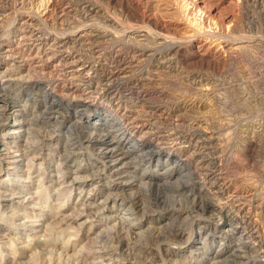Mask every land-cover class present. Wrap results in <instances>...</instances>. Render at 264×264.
I'll return each instance as SVG.
<instances>
[{
  "label": "bare ground",
  "instance_id": "bare-ground-1",
  "mask_svg": "<svg viewBox=\"0 0 264 264\" xmlns=\"http://www.w3.org/2000/svg\"><path fill=\"white\" fill-rule=\"evenodd\" d=\"M252 1L253 0H54V3L62 4V6L59 5L61 12L55 14L56 10L51 9L52 7L50 5L52 0H0V4L3 5V7H0V33H5V31L3 32V24L7 21L4 15L5 13H9L16 8H24L26 2H28L27 5L29 4L28 7H30L27 14L23 16L24 23L18 24L19 27L16 28L13 33V38L17 46L16 44H11L7 40L8 38L4 40L3 36V41L0 43V57L4 58V61L12 60V62L17 64L16 59L19 58L25 63V67L26 65L28 66V69H24V65L21 63L23 67L17 66V68H14L16 69L15 71L14 69L12 71L10 67L7 70L5 69V72L1 70L0 77L3 76L4 80L7 77H9V79L6 81L3 80L4 82L0 83V89H6L7 83L10 82L14 87L22 90L26 87L25 85L27 82H25V80L30 78L31 71L35 67H38L36 64L38 62L46 63V68L40 70L44 72V74L50 70L49 80L47 79L48 81L44 82V86L42 85L44 102L58 106L66 105V107H68L78 101L76 102L77 105L83 108L74 112L76 119L74 124L70 125L66 132L68 134L66 137L67 143L71 141L76 126L81 125L89 127L91 134L89 136L90 142L93 143L94 141L97 143L99 145V150L104 152L103 154L105 157L106 155L115 153L118 154L115 155L116 157L120 156L118 159H112L109 156L108 158L110 159L111 166L103 163L96 166L98 171H108L114 174V176H121V173H118L119 170L125 165H129V163L138 162L140 164L141 162L149 161L148 164H152L155 153L158 151L164 153L166 158L165 167H163L164 172L162 174L165 176L163 184L166 185L170 184L171 180L176 176V167L181 171L182 168L179 166V163L183 160L181 157L182 155H180L182 153L180 152L184 150L186 152H192L190 156L198 160L199 171H204L203 176L205 181L210 185V187H206L214 195L213 198H217L222 195L223 190L219 184L217 158H210L209 154L212 151H217L215 142L218 138V132L211 129V131H209V123L207 122L206 115H208L210 111L208 114H205L208 104L203 100L206 96H210V93L215 94L216 100L218 99V93L216 94V90L213 89L216 85L212 87L211 80L204 79L201 74L188 72L190 75H187L186 78L191 77L190 79L193 81L190 85L191 93L193 92L197 96L195 95L196 97L193 99H187L183 98L181 94L167 91L165 86H163L164 80L166 81V79L162 80V82L160 77L162 75V79L163 77L165 78V76L171 79L174 73H186L182 71H185V69L190 66L218 71L226 67L229 62L228 59L231 56L230 54L235 50L245 51L249 48L261 49L260 52L264 54V49H262L264 44V20L263 23L260 24V30L257 28L259 30L258 32H260L259 35H257L258 33L256 32L257 34H255L254 39L252 38L253 40H237L238 42L231 43V38L235 37L236 33L239 34L241 31L240 29L238 32L237 28L242 25L237 27L236 24L238 22L236 21L237 23H235V16L231 14L232 12L235 13L234 11L225 14V6L229 7L228 12L231 9H236V12H238V9H241L238 7L243 6L245 9L242 8V10L244 9L246 11V8L251 6ZM255 3L260 8L264 9V0H255ZM251 7L252 9L253 7L256 8L255 5ZM21 9L20 11L23 10ZM222 9H224V13H222ZM14 21L17 22L19 20L16 19ZM241 22L242 21H240V23ZM250 23L253 24L252 22ZM252 27L255 29L254 25ZM41 28H45V30L48 29V33L51 34L56 32L58 34H56V36L61 35L64 38L59 36L58 38H60V41L58 38H44V33H42L44 30L42 31ZM247 43H250V45H247ZM72 78L77 80V82L74 85L71 84V86H68ZM33 79L32 77L29 80ZM174 79L172 80L174 81ZM217 90L219 91V89ZM5 100L0 98V133L4 134L3 139L0 140V179L3 181L1 185H5L8 182V187L3 188V185H0V218L6 213L8 214L10 209H17L21 211L22 214L26 216L29 214L28 217L34 218L30 221H25L27 224H30L35 222V218H37L35 214L33 215L32 213L35 210L34 208H42L41 205L43 204H47V207H49L50 203L48 201L41 202V198L35 197L34 195L28 196L32 194L28 190L32 189L35 185L36 190H39L40 194H44L47 199L51 198L52 195L49 190L51 186H46V182H48V178L52 181L53 176L48 174V169L42 170L39 168L40 174L38 178H40L37 179V181H32L33 184L30 185V188L18 186V183H23L28 179V175L25 171L26 169L24 170L23 168L25 166L23 163L25 157H30L28 160L29 163H31V166H27L26 164L25 167H34L35 165L37 166V164L42 167L44 160L42 162L43 164L39 162V157H41L39 148L41 147L36 146L37 141L35 138L32 144L28 142V140L25 141V137H23V132L25 133L30 130L27 129L29 123L26 116H24V108L27 107V104L23 106V110H16L12 102H10L11 105H8L6 103L7 100ZM26 101L27 100H25V102ZM96 102H101V110L104 112V115L106 113L103 119L99 118L95 120V118H91V115H87V113L90 112L91 104ZM147 106L151 109L152 115L146 113V116H143L144 112H140L138 108ZM36 107L37 106H35L34 109ZM69 112L70 111H67V113ZM33 113H35V110ZM154 113L175 121L171 124L163 123L157 127L156 121L152 122V118L156 116ZM153 114L155 116H153ZM40 115L37 116L35 113L33 117L37 119L41 117ZM142 119L147 120V122L140 124L139 121H142ZM189 119L192 120L194 125L187 126V124L185 126L184 122ZM99 121H104V123H100ZM185 135H189L192 138L190 139L195 142L192 147L190 145L183 146L186 144ZM172 136L176 138L171 139ZM22 137L24 138L23 140H21ZM147 137H150L151 146L147 145L145 140ZM12 138L13 141H6V139ZM24 141L26 145L32 146L30 148L31 150L28 149L26 154L21 155L22 160L19 161L17 155H14L16 154L15 152L18 151H13V149L19 147V144ZM254 146L256 145L251 143L249 149ZM28 153L31 156H29ZM51 158L55 162L53 166V168H55V173H62L64 168L67 167V159L62 163V158L59 157L55 149L53 150ZM194 161L196 162V160ZM157 163H159V160H157ZM171 166L172 168H170ZM80 173L81 172L77 168V170L75 169L72 173L74 176L72 179L68 180V176H64V178H61L63 176H59L62 179L61 185L64 186L63 193H65L67 201L61 205V209L58 208L61 210L58 212V215L60 213L63 219L65 218L67 222L65 227L67 226L68 228L74 229L72 235L75 237L73 241L68 240L66 242L67 245L59 249L61 250V254H59L61 258L62 256L70 255L71 245L76 249L77 243L81 241L82 238L87 237L92 230V228H89L82 238L80 237L81 233L78 231L91 225L88 224L90 221L88 219L90 211H85L88 213L87 215L85 212L78 211V206L85 207L88 204H94L102 207L106 212H110L121 199L115 194L112 197L106 196V198H102L101 201L99 200L100 202L98 204V198L92 196V193L95 191L94 187L90 189L92 185H89L90 192L88 195H86L85 188H83L81 192L76 193L75 191L78 189V187L75 186L76 182H78V180H85L88 177V175L87 177L83 175L80 176ZM107 175L109 174H106V176ZM151 175L146 176L148 177V181L143 179L140 184L148 188L151 185ZM56 176L58 178V175ZM186 177L189 176L178 173L175 178L176 181H174L173 184H179L181 179H186ZM200 178L203 179L202 177ZM122 181L119 184H113L112 187L115 191L123 187L124 184ZM202 181L200 183H202ZM180 184H182V182ZM254 190H250L249 192H253ZM39 191L33 193L38 195L37 192ZM17 195H19V197H16ZM252 195L253 193H251V196ZM38 196L42 197V195ZM217 201H213L209 206L213 213L212 215L214 217H212L214 220L218 219V212L221 210ZM61 203L63 202L61 201ZM120 206H122V208L117 212V216L115 215L117 223L107 228V231H109L108 233L113 230V232H115V229H117L119 225L124 227L123 234L126 235V238L133 235H144L143 226H136L137 222L141 220V218L137 216V213L133 211L131 206H127V203L123 202ZM53 207L54 206L50 208ZM90 208H92V206ZM237 210L238 212L236 211L237 213L235 215H228L231 217L230 222L233 223L230 226H228V224L226 225V223L222 225L224 230L221 232L219 239V242H222L219 246L220 251L217 252L218 254L216 256H213L212 260H218L220 256H222L223 252H225L224 249L228 247L227 243L230 241L229 238L231 237L234 242L237 243L235 245L239 247V249H246L248 253L250 252L253 254V264H264V244L258 229L251 222V213L246 211V204L244 202L239 204ZM253 212H256L257 215L258 213H264V203H259V205L253 209ZM43 215L46 216L44 211ZM92 218L93 217H90V219ZM62 222H64V220ZM129 222L133 224H128ZM214 222L218 227L219 220ZM75 227H78V230ZM199 229H201V227ZM134 230L138 231L136 232ZM105 233L104 231L97 234L94 243H101L99 241H102ZM19 236H21L22 239L27 238L29 241L32 239L29 237V234H22ZM214 238L215 237H213V240ZM207 240H209V235L204 239V246H206ZM105 241L106 243L108 242L107 240ZM12 244L11 242V244L7 246L10 249L4 251L0 250L1 261L5 256L4 254L14 256L12 259L13 262L16 260L18 261L19 249H16ZM26 246L30 248L29 246L31 245L28 244ZM102 250L105 251V249ZM106 250L107 252H98V255L97 253L94 254V261H99V263L96 262V264H131L130 261H127V259L125 260L121 255L117 256L114 253L112 254V250ZM228 256H226V258L224 257L225 259L221 261H213L211 264H226L229 262ZM106 257L108 258L106 259ZM100 260L102 261L100 262Z\"/></svg>",
  "mask_w": 264,
  "mask_h": 264
},
{
  "label": "rangeland",
  "instance_id": "rangeland-1",
  "mask_svg": "<svg viewBox=\"0 0 264 264\" xmlns=\"http://www.w3.org/2000/svg\"><path fill=\"white\" fill-rule=\"evenodd\" d=\"M253 1L251 2V6L255 5L256 8L253 7L252 9L251 6H248L246 8L248 11L244 10V6L238 7L241 8H237L239 10L238 12H236V9H231L228 12L229 7L227 6H225V11L222 9V13L225 12V14L234 11L235 13L232 12L231 14L235 16V23H239L236 24L237 27L242 25L237 28L238 32L240 29L242 32L240 31L239 34L236 33V36L231 38L232 44L240 40L251 41L254 39L255 34L258 33L257 35H259L260 33L258 31L260 30V24H262L264 20V9L260 8L255 3V0ZM27 3L28 2H26L24 8H22L23 10L21 8H18L19 10L16 8L11 10L9 13L7 12L4 14L8 22L5 21L3 24V32L5 31V33H0V43H2L4 37V40L8 38L7 40L11 44H16V41L13 38V33L15 29L19 27L18 24H22V22L24 23L23 16L27 14V11L30 8ZM55 4L54 0H52V3L50 4L52 7L51 9H55V14H59L61 12L59 7L62 6V4ZM1 6L3 7L2 4H0V7ZM242 8L244 9L242 10ZM20 9L25 12L23 13ZM16 19L19 21L15 22L14 20ZM240 21L242 22L240 23ZM251 25H254L255 29ZM41 30H44L41 32L46 34H43L44 38L52 37V39H57L59 36L64 38L61 35L56 36V32L52 34L48 33V29H46V31L45 28H41ZM58 39L60 41V38ZM247 45H250V43H247ZM249 49V51H232L226 67L218 71L207 68H203V70L202 68L196 66H190L187 67L185 71H182L186 72L181 73L182 75L178 72L177 74L174 73V76H172L171 79L168 77L166 78L165 75V78L163 77V79L162 75L160 77L161 81L166 79V81L164 80L163 86H165L167 91L175 94H181L183 98L187 99H193L197 96L195 93H191L190 85L193 81H191V77L186 78L187 75H190L188 72L201 74L204 79L206 78L211 80L212 87H215L216 85L213 89L216 90V94L218 93V99L216 100L215 94L210 93V96H206L203 100H205V103L207 102L206 104H208L205 114H208L210 111V113L206 115L207 122L209 123V131L216 130V132H218V138L215 142L217 151H212L209 154L210 158H217L216 162L219 168V184L221 185L223 191L222 195L217 198H213L214 195L207 189L210 185L207 181H205L203 176L204 171H199L198 160L190 156L192 152H186L184 150L180 152L182 153L180 155H182L181 157L183 161L179 163V166L182 169L179 171L176 167L175 174L177 176L178 173H181L182 175H187L189 177H186V179L182 178L179 184H173L174 181H176V176H174V179L171 180L170 184H163L165 176L162 174L164 172L163 167H165L166 158L164 153L158 151L155 153L152 164L149 165V161L141 162L140 164L138 162L129 163V165H125L119 170L118 173H121V176H114V174H111L108 171H98L96 166L103 163L111 166L110 159L108 158L109 156L112 159H118L120 156L116 157L115 155L117 153H115L106 155L105 157L103 154L104 152L99 150V145L94 141L93 143L90 142L89 136L91 134L89 127L81 125L76 126L74 130L75 132L71 137V141H68L67 143L66 137L68 134L66 132L68 131V127L74 124L76 119L74 112L83 108L77 105L76 102L78 101H74V105L71 104L68 107H66V105L58 106L44 102L45 99L42 88L44 86V82L49 80L50 70L47 71L46 74L40 70L46 68V63L44 64L38 62L36 64L38 67H35L31 71L29 76L30 78L25 80L28 85L26 84V87L22 90L14 87V85L8 82L6 89H0V98L3 100L6 99L7 101H5L8 105H11L10 102H12L16 110H23V106L27 104V107L24 108V116H26L29 123L27 129L30 130L25 133L23 132V137H25V139L22 137L21 140H28V142H31L32 144L36 140V146L41 147L39 148L41 153L39 162L42 163L44 160L42 167H40L39 164L34 167H25L26 164L27 166H31V163H29L28 160L30 157H25V161L23 162L25 166L23 168L24 170L26 169L25 171L29 180L27 179L23 183H18V186L30 188V185L33 184L32 181H37V179L40 178H38L40 169H48V174L53 176V180L51 181V179L48 178V182H46V186H51L49 190L52 197L49 199H47L44 194H40V191L36 190L35 185L32 189L28 190L32 193L28 196L34 195L35 197L37 196L38 198H41V202L48 201L50 203L49 207H47V204H43L41 205L42 208H34L35 210L32 213L37 217L35 218V222L27 224V221L34 218L28 217L29 214L28 216L22 214V212L17 209H10L8 214L6 213L0 218V250L4 251L10 249L7 246H9L11 242L13 243L12 246L19 249L18 261L16 260L13 262L12 259L14 256L4 254L5 256L2 261L0 256V264H96V262L99 263V261H94V254L97 253L98 255V252H107L106 249H109L108 251L112 250V254L114 253L117 256L121 255L125 258V260L127 259V261H130L131 264H211L213 261L218 262V260L221 261L225 259L228 255L229 262L226 264H253V254L250 252L248 253L246 249H239V247L235 245L237 243H235L231 237L229 238L230 241L227 243L228 247L224 249L225 252H223L222 256H220L218 260H212L213 256H216L218 254L217 252L220 251L219 246L222 242H219V239L221 232L224 230L222 225L226 223V225L228 224V226H230L233 223L230 222L231 217L228 215H235L238 212L237 209L239 204L242 202L246 204V211L251 213V222L258 229L259 235L264 244V213H258L257 215L256 212H253V209L259 205V203H264V54L260 52L261 49ZM262 49H264V44ZM3 59L4 58L0 57V72L1 70L5 72L9 69V67L13 71V69L17 68V66L23 67V65L24 69H28V66L26 65L25 67V63L22 59H16L18 65L12 62V60L4 61ZM5 66L8 67L6 68ZM15 70L16 69H14V71ZM1 77L0 83L9 79V77H7L4 80L3 76ZM32 77L34 79L29 80ZM172 79L176 81L174 82ZM76 82L77 80L72 78L68 86H71V84L74 85ZM217 89H219V91ZM25 100L27 101L25 102ZM100 103L101 102L92 103L90 106V112L87 113V115H91V118H95V120L99 118L103 119L106 115V113L104 115V112L101 110L102 105ZM35 106L37 107L34 109ZM148 107L149 106L140 107L138 110L140 112H144L143 116H146V113L148 115H152V112L150 111L151 109ZM34 110L37 116L41 114L40 118L34 119ZM67 111H70L73 114L70 112L67 113ZM154 114L156 115V113ZM154 114L153 116H155ZM158 115L159 114L154 117L155 119L152 118V122L156 121L157 127L163 123L171 124L175 121L170 118L167 119L164 116L162 117L159 115V117ZM99 122L104 123V121ZM139 122L140 124H143L146 123L147 120L142 119V121ZM184 125L191 126L194 125V123L191 119H189L184 122ZM0 134V140H2L4 134ZM185 136L186 144L183 146L190 145L192 147L195 142L191 140L192 138L189 135ZM149 138L150 137H147L145 140L147 145L151 146ZM175 138L176 137L174 136L171 137V139ZM6 141H13V138L6 139ZM25 141L21 142L19 147L13 149V151H18L15 152L16 154L14 155H17L19 161L22 160L21 155L26 154L28 149L31 150L30 148L32 145H26ZM251 143L256 145L254 146L255 148L251 147L249 149V145ZM54 149L57 150L59 157L62 158V163H64L67 159V167L64 168L62 173H55L54 171L55 168H53V166L55 162L51 158ZM29 156L31 155L29 154ZM157 160H159V163L162 165L157 163ZM194 160H196L197 163ZM77 168L82 173H80V176L83 175L87 177L88 175V177L85 180H78V182H76L75 186L78 187L75 191L76 193L81 192L82 189L85 188L86 195H88L90 189L94 187L95 191L92 193V196H96V198H98V204L102 198H106V196L112 197L115 194H117L119 199H121L118 201L116 207L110 212H106L102 209V207L94 204H88L85 207L78 206V211H90L89 215L86 212L85 214L88 215V219L90 220L88 224L91 225H88L86 228H82L81 231H78L81 233L80 237L82 238L89 228H92V230L89 232L88 236L85 237L86 239L82 238L84 242L81 240L77 243L76 249L71 245L69 252L70 255L62 256L61 258V255H59L61 254V250L59 249L65 247L68 240L73 241L75 239L72 235L74 233V229L68 228L67 226L65 227V224L67 223L65 218L63 219V216L60 213L58 215V212L61 211L58 208H60L61 205L67 201L65 193H63L64 186L61 185V178L68 176V180L72 179V177H74L72 173L75 169L77 170ZM170 168H172V166ZM106 174H109L107 175L108 178ZM56 175H58V178ZM147 175L152 176V180L150 181L151 185L148 188L140 184L143 179L148 181V177H146ZM59 176L63 177L60 178ZM121 181L124 184L123 187L115 191L112 187L113 184H119ZM201 181L202 183H200ZM2 182L3 181L0 179V185ZM181 182L182 184H180ZM7 183L5 185L2 184L3 186H1L3 188H7ZM89 185H92L90 186V189ZM250 190L254 191L249 192ZM36 191H39L37 193L38 195H42V197L34 194ZM251 193H253L252 196ZM56 194H59L60 196H57ZM16 197H19V195ZM61 201L63 203H61ZM213 201H217L221 207V210L218 212V219L216 220H214V216L212 215L213 213L209 207ZM123 202L127 203V206H131L133 211L137 213V216L141 218V220L137 222L136 226H143L144 235H133L126 238V235L123 234L124 227L119 225L117 226L118 228L115 229V232H113V230L108 233L109 231H107V228L117 223L116 214L122 208L120 204ZM52 206L56 209L54 207L50 208ZM91 206L92 208H90ZM43 211L46 216L43 215ZM90 217L93 218L90 219ZM63 220L64 222H62ZM217 220H219L218 227L214 222ZM128 224L133 223L129 222ZM200 227L201 229H199ZM75 228L78 230V227ZM104 231L106 232L103 236L104 238L102 241L99 239V242L101 243H94L96 235ZM134 231L137 232L138 230ZM22 234H29V237L32 239L30 241L27 238L22 239V237L19 236ZM207 235H209V240H207V244L204 246L203 242ZM213 237H215L214 240ZM105 240L108 242L106 243ZM28 244L31 245L29 246L30 248L26 246ZM102 249H105V251ZM107 258L108 257H106V259ZM101 261L102 260H100V262Z\"/></svg>",
  "mask_w": 264,
  "mask_h": 264
}]
</instances>
